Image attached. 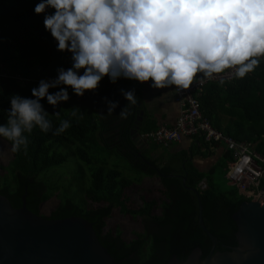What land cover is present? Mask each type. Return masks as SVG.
<instances>
[{"label":"trees","instance_id":"trees-1","mask_svg":"<svg viewBox=\"0 0 264 264\" xmlns=\"http://www.w3.org/2000/svg\"><path fill=\"white\" fill-rule=\"evenodd\" d=\"M39 2L0 0V110H3L0 111V123H6V110L10 109L13 94L32 98L31 89L37 87L40 80L55 79L58 68L71 67V56L57 50V42L44 27L45 15L54 10L49 8L37 15L34 8ZM129 82L119 79L111 88L86 91L83 97H77L68 88L69 101L56 109L46 99L41 101L49 112L53 130L45 133L34 128L29 135L27 151H11V162L6 168L0 167L7 169L9 175L1 177L0 173V194L6 196L14 208L21 207L27 195L28 208L41 215L42 205L60 190L59 184L43 177L47 178L51 169L62 166L70 157L86 165L95 164L91 146L100 142L112 148L110 155L122 154L138 172L159 179L165 197L160 213H154L156 200L144 198L140 208L130 209L126 192L134 182L140 183L142 179L131 181L123 171L107 169V164L103 163L93 169L90 185L87 174L81 178L79 199L65 196L60 207L48 218L76 216L88 220L101 245L117 264H168L174 257L186 261L197 249L202 251V260H205L212 250V243L199 225L200 199L204 223L219 241L216 253L226 252L225 247H239L238 225L233 216L247 199L237 188L230 193L222 192L214 182V174L220 165L229 172L232 154L228 152L223 163L210 173H201L191 161L185 162L190 157L186 152L161 167L159 159L147 157L132 141L129 129L135 123L138 108L130 105L131 114L127 119L119 118V112L127 105L121 89L129 90ZM56 91L59 88L50 89V93ZM86 96L90 101L88 107L75 105L76 101L82 103ZM104 98L118 102L113 114H107ZM73 107L81 109L83 118H70L71 127L59 136L54 135L59 125L54 111H60L61 118H69ZM201 110L214 127L238 141L258 143L257 150L264 155V61L244 79L208 86L201 98ZM1 139L11 150V142ZM261 166L264 169V162ZM184 177H187L186 186ZM204 179L207 189L202 191L198 185ZM261 187L264 188V179ZM190 188L198 190L199 197ZM88 202L106 205L93 208ZM115 209L141 219L143 233L136 235L130 243L124 240L121 229L106 230V220Z\"/></svg>","mask_w":264,"mask_h":264},{"label":"clouds","instance_id":"clouds-1","mask_svg":"<svg viewBox=\"0 0 264 264\" xmlns=\"http://www.w3.org/2000/svg\"><path fill=\"white\" fill-rule=\"evenodd\" d=\"M49 8L54 13L45 15V30L58 51L71 54V67L58 68L55 79L40 80L32 98L10 97L0 138L11 142L13 153L27 151L34 128L53 130L41 101L56 109L69 101L68 88L83 97L107 77L113 84L125 79L180 92L225 73L244 79L264 61V0H40L34 12ZM121 95L127 101L119 112L123 120L137 96L134 88L121 89ZM104 102L107 114L119 106ZM81 112L73 107L69 118H61L54 111L59 125L53 134L66 132L70 118L82 119Z\"/></svg>","mask_w":264,"mask_h":264},{"label":"water","instance_id":"water-1","mask_svg":"<svg viewBox=\"0 0 264 264\" xmlns=\"http://www.w3.org/2000/svg\"><path fill=\"white\" fill-rule=\"evenodd\" d=\"M131 133L132 140L142 148L138 132ZM191 189L199 197L198 190ZM233 218L238 225L239 247H225L226 252L216 253L219 241L204 223L199 199V225L210 239L212 250L205 260L197 249L186 261L174 257L168 264H264V199L245 201ZM0 264L117 263L101 245L88 220L76 216L50 219L28 208L27 195L22 206L14 208L0 194Z\"/></svg>","mask_w":264,"mask_h":264},{"label":"rangeland","instance_id":"rangeland-1","mask_svg":"<svg viewBox=\"0 0 264 264\" xmlns=\"http://www.w3.org/2000/svg\"><path fill=\"white\" fill-rule=\"evenodd\" d=\"M91 156L95 159V164L86 165L75 157H70L68 161L62 166L55 167L51 169L46 177V181H51V183L59 184L60 190L42 205L41 215L44 217H50L54 211H56L62 199L65 196L73 197L75 196L78 200L81 192V178L87 174L88 175V185L91 183V173L94 168L101 167L103 163H106L107 169H118L125 173V175L131 181H138L142 179L140 183L134 182V184L127 190V195L129 196V208L136 210L142 206V198L145 200H156L157 207L155 209V214L160 213L161 203L165 201L163 195V189L157 177H147L140 172H138L132 164L127 160L122 154H111L112 149L107 145L97 142L91 146ZM12 160V153L9 145L0 138V167H7L9 162ZM98 163V164H97ZM1 177H9L7 169H0ZM228 171L225 169L224 165L218 167L217 173L214 174V182L218 185L222 192L230 193L236 189L232 185L231 181L228 179ZM88 204L93 207H102L106 204ZM106 230L121 229L123 233L124 240L128 243L136 238V235L143 233V226L141 224L140 218H133L129 214H123L120 209H115L112 216L106 220Z\"/></svg>","mask_w":264,"mask_h":264},{"label":"built area","instance_id":"built-area-1","mask_svg":"<svg viewBox=\"0 0 264 264\" xmlns=\"http://www.w3.org/2000/svg\"><path fill=\"white\" fill-rule=\"evenodd\" d=\"M220 79L225 80L224 84L237 80L225 73L204 83L197 80L187 90L175 91V102L180 106V115L175 125L173 127L161 126L146 131L142 134V140L166 147L180 143L184 137L201 138L209 146L225 144L232 154L228 179L247 198L260 202L261 198L264 199V191L261 187L264 179V169L261 166L264 162V155L258 152V143L238 141L232 135L217 129L201 110V98L206 88L212 84H219ZM199 188L202 191L207 189L205 180L199 184Z\"/></svg>","mask_w":264,"mask_h":264},{"label":"crops","instance_id":"crops-1","mask_svg":"<svg viewBox=\"0 0 264 264\" xmlns=\"http://www.w3.org/2000/svg\"><path fill=\"white\" fill-rule=\"evenodd\" d=\"M67 54L71 56L70 53L67 52ZM81 73L83 72L81 71ZM149 83L139 84L136 81L129 82V90L134 88L138 97L136 105L132 106L135 109L138 108L136 120L133 127L129 129V132L131 135V131L134 133L138 132L140 140H142V134L146 131L154 130L161 126L173 127L180 115V106L175 102V91H172V89H152ZM112 85L113 83L105 77L100 82L98 88L108 89L111 88ZM165 92L167 94H163ZM83 102L82 104L80 101H76L75 105L88 107L90 104L89 97L86 96ZM138 103H140V105H138ZM143 144L144 146L142 148V145L139 146L136 144L139 151L144 152L145 155L151 159H159L161 167L168 164L173 157L177 158L181 156L183 152H186L189 153L190 157L186 159L185 162L191 161L195 165V168L201 173H210L214 168L223 163L226 154L230 152L223 143L209 146L198 137H184L180 143L172 144L169 147L144 141ZM184 178H186L187 181V177ZM239 193L246 198L247 201H253L247 198L240 190Z\"/></svg>","mask_w":264,"mask_h":264}]
</instances>
